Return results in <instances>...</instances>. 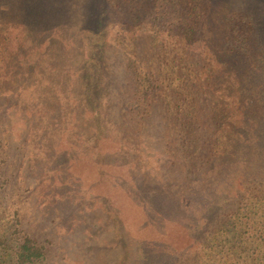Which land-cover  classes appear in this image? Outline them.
Listing matches in <instances>:
<instances>
[{"label": "rangeland", "instance_id": "obj_1", "mask_svg": "<svg viewBox=\"0 0 264 264\" xmlns=\"http://www.w3.org/2000/svg\"><path fill=\"white\" fill-rule=\"evenodd\" d=\"M35 1L0 0V20H25ZM161 2L165 9L181 6L190 18L210 3L52 0L45 11L51 15L52 10L54 16L37 38L45 42L38 45V50L26 48L34 52L32 61L36 66L28 71L15 63L7 71L0 68V264H17L16 254L24 237L43 248L46 257L42 264H127L126 237L113 215V186L109 182L120 178L132 191L143 190L150 195L152 191L180 194L203 180L199 175L208 164L196 168L201 144L193 141L194 135L180 133L178 117L168 112L162 101L161 84L158 91L143 95L135 75L152 60L159 70L155 61L163 52V40L178 37L170 29L174 24L181 26L178 20L188 14L174 16L172 11L176 10L169 8L171 13L162 22L165 26H154L151 17L160 15ZM218 3L230 6L231 13L222 11L217 22L202 24L198 40L180 50L184 74L208 69L206 46L213 36L222 37L218 28L221 22L231 24L235 13L242 12L254 27L253 78L246 91L255 94L258 84L264 83V0H215L213 5ZM99 18L101 24L94 30ZM128 25L133 29L129 30ZM5 26L0 21V34ZM168 26L166 33L164 28ZM223 29L226 42L230 35ZM94 34V39L105 40V49L102 58L98 53L91 61ZM97 58L103 68L96 65L94 76L91 63ZM216 91L203 80L201 92L188 106L189 114L201 127L200 139L209 137L216 128ZM97 112H101V123L107 131L98 149L112 152L105 161L91 148L100 120ZM260 125L264 134V115ZM257 130L252 128L248 134L255 135ZM242 133L239 131V135ZM246 150L249 167L238 171L234 183L240 173L251 179L260 176L261 169L252 161L259 152L257 140L251 137ZM57 156L63 164L67 159L66 164L58 166ZM102 162L112 165L102 166ZM120 200L125 212L127 198L120 194ZM137 205L135 210L141 213ZM187 220L184 216L178 223ZM230 240L229 234L212 239L214 247L203 249L201 264H237L239 253ZM184 251L168 264L180 263L186 257ZM221 252L225 258L218 257ZM136 259L134 264H139L140 258Z\"/></svg>", "mask_w": 264, "mask_h": 264}, {"label": "trees", "instance_id": "obj_2", "mask_svg": "<svg viewBox=\"0 0 264 264\" xmlns=\"http://www.w3.org/2000/svg\"><path fill=\"white\" fill-rule=\"evenodd\" d=\"M205 1L210 3L207 2L196 11L192 18L188 12L182 11L181 6H169L176 10L172 11L174 16L188 13L181 18L185 19L184 22L178 20L183 22L181 26L174 24L170 29L178 37L172 41L163 40V52L158 53L155 61L159 70L152 60L146 69H137L135 75L138 84L143 88V95H148L153 90L158 91L157 87L161 84L162 101L166 110L178 117L180 133L194 135L193 141L201 144L197 147L200 158L196 168L203 164L208 166L199 175L203 180L199 179L197 184L193 181L194 183L180 194L152 191L149 195L143 190L132 191L127 181L120 178L109 182L113 186V215L126 237L127 264H134L137 256L140 258L139 264H168L181 250H185L186 257L178 264H201L203 249L210 251L214 247L210 244L212 239L218 236L224 238V235L226 237L228 234L233 248L239 253L236 257L237 264H264V134L260 132V119L264 115V83L258 84L254 90L255 94L246 91L250 89L248 82L253 78L251 56L255 52L256 44L251 38H254V27L251 19L240 11L239 14L235 13L231 24L221 22L218 28L222 37L213 36L205 49L208 69L195 73L186 71L185 75L180 50L186 46L190 47L198 40L197 35L203 27L202 24L207 21L217 22L220 17L218 13L226 10L228 12L230 9V6L228 8L221 3L213 5L215 0ZM51 2L52 0H36L28 11L30 16L21 22H10L4 18L0 20L6 23V28L0 34L1 71L12 68V63L26 71L36 66L32 61L34 52L31 49L26 51V48L31 46L38 50V45L45 42L37 38L48 26V19L54 16L52 10L51 15L45 11ZM160 8V15L152 16L151 20L154 26L164 27L163 18L171 12L169 8L165 9L162 2ZM41 20L44 21L43 25ZM96 22L94 30L99 28L100 18ZM128 28L131 30L133 26L128 25ZM223 28H226L229 31L228 36L230 35L226 42V35L222 34ZM164 29L167 33L169 26ZM157 32L159 30L155 31ZM94 37L95 34L91 41V61L98 53L102 58L101 54L105 49V40ZM173 62L174 68H170L169 64ZM96 65L103 68L99 58L91 63V73L93 72L94 76ZM105 70L106 68L102 69V72ZM203 80L217 89L213 104V118L217 124L209 137L200 139L201 127L189 114L188 106L201 92ZM96 115L97 119L101 118V112ZM252 128L259 129L255 135L248 134V130ZM239 131H243L241 136ZM105 132L107 131L100 119L94 129L95 146L92 145L91 148L99 152V158L104 161L108 156L112 157V152L98 149L99 141ZM251 137L259 144V152H256L252 161L257 162L261 169L260 176H253L252 178L256 179H251L250 176L247 178L244 173H240L236 179L240 186H237L234 178L238 171L249 167L246 144ZM187 141L189 142V139ZM196 155L194 152V157ZM57 157L58 166L66 164L67 159L63 164L60 156ZM96 160H93V163ZM100 164L112 165L111 162ZM120 194L127 198L125 212L120 208ZM137 203L141 206V213L135 210ZM184 216L188 217L187 222L179 224L178 220ZM247 244L251 245L250 249L245 248L244 245ZM225 255L218 253L221 258H225ZM45 257L42 247L33 239L24 237L17 251L16 261L17 264H42Z\"/></svg>", "mask_w": 264, "mask_h": 264}]
</instances>
